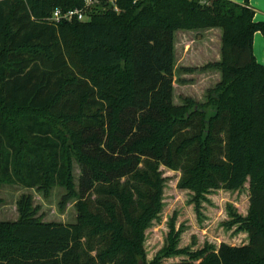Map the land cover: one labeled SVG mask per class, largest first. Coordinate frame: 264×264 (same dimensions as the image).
Here are the masks:
<instances>
[{"label":"trees","instance_id":"trees-1","mask_svg":"<svg viewBox=\"0 0 264 264\" xmlns=\"http://www.w3.org/2000/svg\"><path fill=\"white\" fill-rule=\"evenodd\" d=\"M88 2L85 19L51 20ZM254 15L250 0H0V206L4 182L45 195L65 186L62 204L78 197L74 222L45 221L23 193L16 220L0 215V264H264V64L254 51L264 21ZM212 27L220 58L180 70L220 76L203 100L177 103L176 34ZM161 165L181 171L197 210L210 191L248 182V212H230L248 241L181 247L174 214L149 259ZM173 255L187 257L164 260Z\"/></svg>","mask_w":264,"mask_h":264},{"label":"rangeland","instance_id":"rangeland-1","mask_svg":"<svg viewBox=\"0 0 264 264\" xmlns=\"http://www.w3.org/2000/svg\"><path fill=\"white\" fill-rule=\"evenodd\" d=\"M89 3V4H88ZM85 5V18L91 8V2ZM219 28L204 30L202 32L186 30L176 34V79L174 100L180 103L184 96L191 95L203 100L208 87L218 80L220 74L213 69H196L192 72H183L184 65L200 67L220 56ZM184 79L187 82L183 81ZM185 82V83H184ZM77 157L73 158V173L78 183L80 165ZM167 184L164 190L163 208L157 220L153 221L146 230L145 246L148 258L152 259L157 251L167 242L170 230V221L175 214L176 228L180 230L179 246H188L199 249L206 243L218 246L222 241L232 244H242L248 241L246 231L239 230V223H232L231 209L246 214L249 207V192L245 186L237 190L224 188L214 189L202 200L200 210L196 209L193 200V191L180 188L178 181L180 170L161 165ZM67 188L55 185L48 195L36 187H25L18 183L4 182L1 190L0 215L2 219L16 220L19 217L18 199L23 193L33 196L34 203L38 205V214L45 221L74 222L77 216V195L69 198L64 204L62 196ZM187 255H173L164 258L165 261L178 260Z\"/></svg>","mask_w":264,"mask_h":264},{"label":"crops","instance_id":"crops-1","mask_svg":"<svg viewBox=\"0 0 264 264\" xmlns=\"http://www.w3.org/2000/svg\"><path fill=\"white\" fill-rule=\"evenodd\" d=\"M234 1H237L240 3L244 2V0H234ZM250 5L255 11V15H254L255 20L264 21V0H250ZM213 28H218V27H212L209 29H213ZM205 30H208V29H205ZM179 31L181 32V31H186V30H179ZM220 42H221V39H220ZM220 46H221V43H220ZM254 51H255V54L258 60L264 64V35L261 31H257L254 35ZM218 58H220V56ZM184 66H189V65H184ZM176 78H175V81H176ZM175 81H174V85H175Z\"/></svg>","mask_w":264,"mask_h":264},{"label":"built area","instance_id":"built-area-1","mask_svg":"<svg viewBox=\"0 0 264 264\" xmlns=\"http://www.w3.org/2000/svg\"><path fill=\"white\" fill-rule=\"evenodd\" d=\"M84 7H72L68 9L56 8L51 16V20L60 21L61 19H85Z\"/></svg>","mask_w":264,"mask_h":264}]
</instances>
